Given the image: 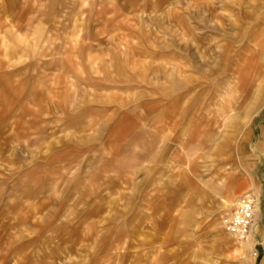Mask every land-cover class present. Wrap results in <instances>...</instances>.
<instances>
[{"label":"rangeland","instance_id":"rangeland-1","mask_svg":"<svg viewBox=\"0 0 264 264\" xmlns=\"http://www.w3.org/2000/svg\"><path fill=\"white\" fill-rule=\"evenodd\" d=\"M258 85L264 0H0V264H263L264 101L190 141Z\"/></svg>","mask_w":264,"mask_h":264},{"label":"crops","instance_id":"crops-1","mask_svg":"<svg viewBox=\"0 0 264 264\" xmlns=\"http://www.w3.org/2000/svg\"><path fill=\"white\" fill-rule=\"evenodd\" d=\"M256 72L257 69H255V74ZM258 76L259 73H257L255 80L259 79ZM236 79L237 81L240 80L239 77ZM233 92L232 88H227L222 92L216 91L217 96L214 93L210 97L211 99L209 98L210 106L214 109L212 108L207 113L196 117L193 124L194 133L192 132L193 136L190 138V141H195V145H193L195 148H203L208 142H212L220 132H223L224 135H222L221 143L217 145L219 152L227 147H231L233 151H238L241 149L242 141L249 139V129L253 117L264 101V86L258 85L251 97L248 98L249 100L244 97L234 99ZM163 117L165 120H170V112L166 111Z\"/></svg>","mask_w":264,"mask_h":264}]
</instances>
